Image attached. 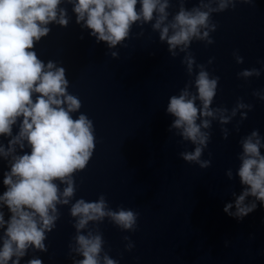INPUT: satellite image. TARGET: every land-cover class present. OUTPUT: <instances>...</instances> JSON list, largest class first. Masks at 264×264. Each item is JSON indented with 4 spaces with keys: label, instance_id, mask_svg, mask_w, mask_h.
<instances>
[{
    "label": "water",
    "instance_id": "95a60500",
    "mask_svg": "<svg viewBox=\"0 0 264 264\" xmlns=\"http://www.w3.org/2000/svg\"><path fill=\"white\" fill-rule=\"evenodd\" d=\"M196 5L198 0H191L186 7ZM62 7L68 10L70 24L67 28L49 25L50 34L34 50L45 63L56 61L66 69L68 91L78 96L80 112L95 125L96 149L87 168L74 177L77 192L72 202L95 201L103 194L111 208L123 206L139 213L134 233L121 231L108 220L99 225L105 251L119 264H264V205L258 203L256 211L242 221L223 210L233 202L232 192L242 191L239 177L229 180L226 175L229 168L235 175L239 167L240 139L257 129L264 136V101L252 96L254 90L264 89V65L258 63L264 60V0L213 14L218 24L211 34L215 43L206 46L194 41L191 46L198 64L207 65L215 58L207 69L220 77L213 107L231 109L240 97L254 105L239 132L235 130L239 114L224 126L231 133L227 140L221 125L213 122L203 156L212 160L207 169L180 158L181 151L195 146L169 132L174 119L166 112L169 98L192 79L181 63L184 54L172 58L159 33L145 24L143 29L133 26L126 47L111 50L120 54L113 59L106 43H97L91 30L76 23L73 6ZM178 9L173 0L169 11L175 14ZM142 30L144 34L138 35ZM236 50L243 64L236 63ZM253 67L262 69L259 78H238L237 73ZM17 131L14 127V134ZM0 139L7 144V138ZM8 170L7 162L0 160V194L6 190L3 172ZM58 207L62 215L48 233V251H29L21 264L33 255L43 264H72L68 245L75 235V221L70 205ZM4 211L7 219L10 213ZM124 236L135 243L131 252L125 250Z\"/></svg>",
    "mask_w": 264,
    "mask_h": 264
},
{
    "label": "clouds",
    "instance_id": "9594fccd",
    "mask_svg": "<svg viewBox=\"0 0 264 264\" xmlns=\"http://www.w3.org/2000/svg\"><path fill=\"white\" fill-rule=\"evenodd\" d=\"M175 2L179 9L173 14L169 11L173 0H0V138H7V144L0 139V160L10 169L3 172L6 190L0 194V264H21L29 251L46 253L48 233L62 215L58 206L70 205L75 221V235L68 245L72 264H119L105 251L99 225L108 220L132 233L138 227V212L123 206L111 208L103 194L95 201L80 198L72 202L77 192L74 177L87 168L96 149V129L93 120L80 112L81 100L68 91L66 69L56 61L45 63L34 50L50 34L49 25L67 28L70 24L71 17L62 5L73 6L76 23L91 30L97 43H106L113 59L120 54L111 50L124 45L134 25L143 29L145 24L159 33L160 43L167 45L172 58L184 54L181 63L192 79L169 98L166 112L174 117L169 132L195 146L179 153L185 162L201 169L211 167L212 160L203 156L213 122L221 125L227 140L231 133L224 126L239 114L235 125L239 132L248 119L254 105L245 103L243 97L231 109L212 106L220 77L207 69L215 58L207 65L198 64L190 49L194 41L206 46L215 43L211 34L218 24L213 14L235 10L237 4L254 6L256 0H198L190 9L186 5L191 0ZM143 34L142 30L138 35ZM233 56L237 64L244 63L239 50ZM258 63L264 65V60ZM261 73L262 69L253 67L237 76L248 81ZM252 96L264 101V89L254 90ZM75 113L80 114L74 118ZM14 127L18 128L15 134ZM239 143V167L235 175L231 168L226 175L229 180L238 176L242 191H233V202L223 210L242 221L256 211L258 203L264 205V136L253 130ZM5 208L10 213L7 219ZM123 239L125 250L131 252L135 243L130 236ZM26 264H43V260L33 255Z\"/></svg>",
    "mask_w": 264,
    "mask_h": 264
}]
</instances>
